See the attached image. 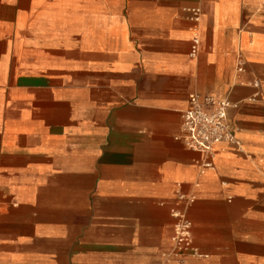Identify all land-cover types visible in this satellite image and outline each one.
<instances>
[{
	"label": "crops",
	"instance_id": "0c3cea01",
	"mask_svg": "<svg viewBox=\"0 0 264 264\" xmlns=\"http://www.w3.org/2000/svg\"><path fill=\"white\" fill-rule=\"evenodd\" d=\"M0 264H264V0H0Z\"/></svg>",
	"mask_w": 264,
	"mask_h": 264
},
{
	"label": "built area",
	"instance_id": "2783aa9c",
	"mask_svg": "<svg viewBox=\"0 0 264 264\" xmlns=\"http://www.w3.org/2000/svg\"><path fill=\"white\" fill-rule=\"evenodd\" d=\"M192 19L198 22L201 9L189 8ZM199 37H194L193 51L197 49ZM231 101L226 96L190 95V106L183 112L182 139L185 144L197 151L212 155L216 147L224 142L239 144L232 125L228 119ZM194 198L190 199L193 202ZM177 222L173 236L174 253H198L193 243V224L185 212L175 211Z\"/></svg>",
	"mask_w": 264,
	"mask_h": 264
}]
</instances>
